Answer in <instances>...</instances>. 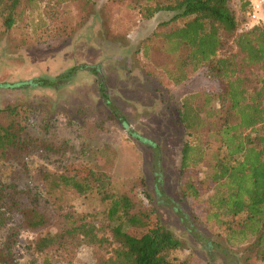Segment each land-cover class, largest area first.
<instances>
[{
	"label": "rangeland",
	"instance_id": "obj_1",
	"mask_svg": "<svg viewBox=\"0 0 264 264\" xmlns=\"http://www.w3.org/2000/svg\"><path fill=\"white\" fill-rule=\"evenodd\" d=\"M91 1L94 4L100 0ZM69 4L68 0L21 1L16 23L0 33V109L14 105L33 140L27 152L10 153L13 160L0 158V184L7 206L14 189L20 199L24 189L41 187L50 208L62 215H87L86 220L97 228L99 240L91 244L76 236L63 247L38 251L35 240L42 231L19 229L11 236L17 217L8 207L3 211L2 203L0 249L6 248L8 236L12 239L11 261L6 264H99L112 255L115 244L110 227L116 219L108 218V201L95 189L78 193L56 184L58 175H79L86 169L108 175V193L127 190L149 194L150 200L144 199V204L157 209L163 225L182 243L170 253L175 261L264 264L261 258L247 259L243 252L247 240L238 241L228 228L230 223L237 227L239 217L212 216L215 209L207 205L214 192L209 172L202 168L197 173L193 183L197 198L180 195L181 147L186 139L193 138L177 125L175 99L204 94L215 99L220 82L206 64L192 70L179 84L167 77V69H174V60L159 33L169 26H158L172 12L160 11L147 18L146 6L154 5V0H108L102 7L108 12L105 20L78 21L75 3ZM239 6L237 0L230 1L237 20L243 15ZM181 23L178 20L172 25ZM220 35L224 43L217 57L236 53L234 43L221 30ZM82 64L97 68L103 88L89 68L77 69L58 87L6 85L34 77L54 78ZM234 76L241 77L250 97L264 79V67H244ZM102 92L134 136L117 120ZM210 105L216 106V100ZM257 127H264V122ZM208 129L206 125L201 139ZM135 135L146 140H138ZM57 228V224L49 226L52 231ZM126 230L140 236L145 228L127 226ZM206 242L212 244L210 249L205 247Z\"/></svg>",
	"mask_w": 264,
	"mask_h": 264
},
{
	"label": "trees",
	"instance_id": "obj_2",
	"mask_svg": "<svg viewBox=\"0 0 264 264\" xmlns=\"http://www.w3.org/2000/svg\"><path fill=\"white\" fill-rule=\"evenodd\" d=\"M21 1L31 3L34 0H0V33L9 31L16 23V10ZM68 1L75 3V20L81 21L90 0ZM230 1L154 0V5L146 6V17L160 11L172 12L158 26H169L159 35L168 45L167 52L173 55L174 69H167V77L172 83L179 84L202 64H206L220 82V92L215 99L209 94L175 99L178 100L177 125L182 127L185 135L193 138L186 139L181 147L180 195L186 199L197 198L198 190L193 184L197 173L202 168L209 172V180L214 183V192L207 200L208 208L215 209L212 216L239 217L237 227L233 228L234 224L230 223L228 228L234 236H238V241L247 240L243 247L247 259L252 256L264 259V127H257L264 122V79L260 80V87L247 97L248 90L243 86L241 77L234 76L244 67H264V26L239 30V20L230 8ZM238 1L239 8L244 11L246 3ZM178 20L182 21L180 25H172ZM220 30L234 43L236 53L217 57L224 43ZM238 56L239 62L236 61ZM87 68L97 75L103 88L97 68L86 64L69 68L54 78L34 77L6 85L58 87L77 69ZM102 94L123 128L134 136L124 117L118 114L105 93ZM213 100H216V106L210 105ZM206 125L209 129L201 139ZM135 137L146 140L140 135ZM31 138L14 105L0 109V158L13 160L9 157L13 151L27 152L33 142ZM56 178V184L72 187L78 193L95 189L108 201V218L116 219V223L110 227L115 245L112 255L99 264H189L186 259L175 261L170 257L171 251L179 249L182 243L163 225L157 209L144 204V199L150 200L146 191L129 193L118 190L108 193L110 178L99 170L86 169L79 175H58ZM2 189L0 184L3 211L8 207L17 217V227L12 228L10 235L15 236L19 229L42 231L35 240L36 250L63 247L76 236L91 244L98 242L97 228L86 220L87 215H62L56 208H50L41 187L24 189L25 195L20 199L14 195V189L8 206L4 202L6 193ZM159 194L157 189L156 195ZM52 224H57L58 228L52 231L49 229ZM127 226L145 228V231L140 236H134L127 232ZM6 242V248L0 249V263L4 264L11 261L10 236ZM204 245L210 249L212 244L206 242Z\"/></svg>",
	"mask_w": 264,
	"mask_h": 264
},
{
	"label": "built area",
	"instance_id": "obj_3",
	"mask_svg": "<svg viewBox=\"0 0 264 264\" xmlns=\"http://www.w3.org/2000/svg\"><path fill=\"white\" fill-rule=\"evenodd\" d=\"M243 1L246 3V7L242 17L239 19V30H247L254 26H264V0Z\"/></svg>",
	"mask_w": 264,
	"mask_h": 264
},
{
	"label": "crops",
	"instance_id": "obj_4",
	"mask_svg": "<svg viewBox=\"0 0 264 264\" xmlns=\"http://www.w3.org/2000/svg\"><path fill=\"white\" fill-rule=\"evenodd\" d=\"M106 3L108 4V0H100V1H96V3L93 4V1L89 2L87 9H86V15L84 17V20L86 19H100V20H105L104 15L108 14L107 11L104 12V10L102 9V7L104 5H106ZM91 7L93 9H91ZM102 9V10H101Z\"/></svg>",
	"mask_w": 264,
	"mask_h": 264
}]
</instances>
